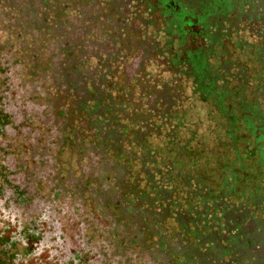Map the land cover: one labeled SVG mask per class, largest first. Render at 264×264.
Returning a JSON list of instances; mask_svg holds the SVG:
<instances>
[{
    "label": "trees",
    "instance_id": "16d2710c",
    "mask_svg": "<svg viewBox=\"0 0 264 264\" xmlns=\"http://www.w3.org/2000/svg\"><path fill=\"white\" fill-rule=\"evenodd\" d=\"M200 105L264 158V0H0V264H239Z\"/></svg>",
    "mask_w": 264,
    "mask_h": 264
},
{
    "label": "flooded vegetation",
    "instance_id": "af4514ba",
    "mask_svg": "<svg viewBox=\"0 0 264 264\" xmlns=\"http://www.w3.org/2000/svg\"><path fill=\"white\" fill-rule=\"evenodd\" d=\"M195 134L197 136L196 132ZM204 142V139L197 137L192 144V153L200 152ZM237 147L241 149V145ZM197 155L192 158L193 168L197 164ZM224 155L229 158L225 152ZM229 166L230 164L226 167ZM233 166L235 172H238L235 179L230 177L231 169L228 168L224 177H221L222 180L219 178L218 181L208 183L215 192L224 190L230 194L221 207L222 214L220 221L216 223L215 237L223 238L226 253L237 252L239 264H264V158L250 156L242 164L235 161ZM193 174L199 175L196 172ZM203 176L207 178L208 174ZM221 182L223 185L220 186ZM226 262L231 264L230 257L227 256Z\"/></svg>",
    "mask_w": 264,
    "mask_h": 264
},
{
    "label": "rangeland",
    "instance_id": "374dc122",
    "mask_svg": "<svg viewBox=\"0 0 264 264\" xmlns=\"http://www.w3.org/2000/svg\"><path fill=\"white\" fill-rule=\"evenodd\" d=\"M227 3L228 1L226 4ZM208 111L209 110H206L205 107L200 105L197 109H193L189 113L190 122H196L194 128L196 129L197 137L205 140L201 151H194L192 155H190V158H194L196 157V154H198L196 158V167L191 169V172H196L197 174L207 173L208 177L206 178V181L210 180L212 183V181L215 182L218 178L224 177L228 168L235 169L234 166L232 167L235 152L232 142L226 138L225 131L221 126H218L213 122V118L208 116ZM224 152L228 154L229 158L224 155ZM187 154L188 153L185 155ZM228 164H230V166L226 167ZM214 173H217V175L214 176ZM230 175L233 178L236 176L234 172ZM221 184L222 182L220 183V186Z\"/></svg>",
    "mask_w": 264,
    "mask_h": 264
}]
</instances>
